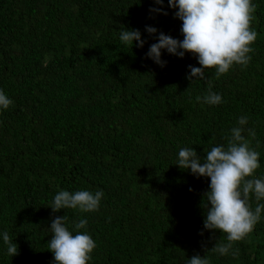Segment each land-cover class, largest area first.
I'll list each match as a JSON object with an SVG mask.
<instances>
[{
    "label": "trees",
    "instance_id": "1",
    "mask_svg": "<svg viewBox=\"0 0 264 264\" xmlns=\"http://www.w3.org/2000/svg\"><path fill=\"white\" fill-rule=\"evenodd\" d=\"M253 3L248 66L219 79L206 70L191 85L192 54L162 51L163 68L147 58L157 38L146 27L183 39L168 0L167 15L150 12L161 7L154 0H0V90L13 101L0 110V233L19 246L9 256L0 236V264H54V215H67L70 231L88 221L89 264H187L214 247L222 234L204 229L201 207L210 179L175 164L181 148L203 159L226 146L243 115L264 178V0ZM123 27L138 29L144 47L123 45ZM209 84L219 105L203 102ZM60 190L104 196L96 212L53 213ZM234 248L238 257L210 254L211 264H264V213Z\"/></svg>",
    "mask_w": 264,
    "mask_h": 264
},
{
    "label": "clouds",
    "instance_id": "2",
    "mask_svg": "<svg viewBox=\"0 0 264 264\" xmlns=\"http://www.w3.org/2000/svg\"><path fill=\"white\" fill-rule=\"evenodd\" d=\"M154 3L161 7L150 9V12L168 14L162 10L164 0H154ZM168 5L175 10V18L182 21L183 39L164 33L157 35L155 27H146L148 34L157 38V42L150 46L147 58L163 68L167 62L162 59V51L181 59L185 54H192L200 67L189 65L187 79L191 85L197 80L207 79L206 70H214L215 77L219 79L234 66H248L252 59L250 53L254 52L252 45L257 39V32L251 28L256 11L253 0H168ZM119 40L132 48H143L146 43L138 29L125 27L119 32ZM196 99L200 101L201 97ZM203 102L210 106L219 105L222 96L213 92L209 84ZM12 103L0 90V110H7ZM247 124L248 118L240 116L238 126L233 127L226 137V146L220 144L210 150L205 149L203 159L194 147L181 148L178 152L176 166L190 171L197 178L210 179L209 190L202 194L203 227L222 234L214 247L205 248V256H192L187 264H211L210 254L238 257L239 249L234 245L246 239L261 220L264 213V203H260L264 200V178L255 176L261 167L260 153L244 135ZM247 133L255 138L254 129H247ZM103 196L101 190L94 193L88 190H60L49 208L53 213L68 209L93 213L99 210ZM253 197L257 202L255 208L251 204ZM67 220V215H54L50 223L52 236L47 248L53 254L54 264H89L96 244L87 231H81L86 229L88 221L80 219L74 223V231H70ZM200 234L203 235V232ZM0 236L7 246L8 255H18L19 246L9 234L3 232Z\"/></svg>",
    "mask_w": 264,
    "mask_h": 264
}]
</instances>
